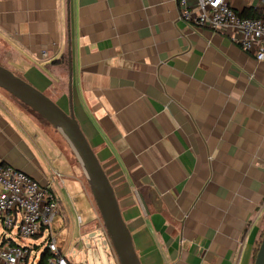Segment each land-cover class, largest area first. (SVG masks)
Instances as JSON below:
<instances>
[{
    "label": "crops",
    "instance_id": "0c3cea01",
    "mask_svg": "<svg viewBox=\"0 0 264 264\" xmlns=\"http://www.w3.org/2000/svg\"><path fill=\"white\" fill-rule=\"evenodd\" d=\"M0 65L73 110L141 264L255 263L264 63L229 32L186 23L176 0H0ZM2 91L1 163L54 193L92 243L81 168Z\"/></svg>",
    "mask_w": 264,
    "mask_h": 264
},
{
    "label": "built area",
    "instance_id": "2783aa9c",
    "mask_svg": "<svg viewBox=\"0 0 264 264\" xmlns=\"http://www.w3.org/2000/svg\"><path fill=\"white\" fill-rule=\"evenodd\" d=\"M176 0L186 23L214 31L229 32L240 48L264 63V17H240L246 8L264 12V0ZM59 177V173L56 172ZM59 199L26 172L0 161V264H27L31 249L16 243L47 235L45 249L51 254L44 264H74L61 251L53 230ZM81 219H79L80 221ZM44 249V250H45Z\"/></svg>",
    "mask_w": 264,
    "mask_h": 264
},
{
    "label": "water",
    "instance_id": "95a60500",
    "mask_svg": "<svg viewBox=\"0 0 264 264\" xmlns=\"http://www.w3.org/2000/svg\"><path fill=\"white\" fill-rule=\"evenodd\" d=\"M71 75L72 72L70 79ZM0 89L32 109L69 140L87 174L96 206L119 264H141L113 186L73 110L66 112L45 93L1 65ZM70 93L72 97V87ZM254 264H264V235Z\"/></svg>",
    "mask_w": 264,
    "mask_h": 264
},
{
    "label": "rangeland",
    "instance_id": "374dc122",
    "mask_svg": "<svg viewBox=\"0 0 264 264\" xmlns=\"http://www.w3.org/2000/svg\"><path fill=\"white\" fill-rule=\"evenodd\" d=\"M7 67L9 70L14 72V69L10 65H7ZM20 106L29 115H31V117L34 118V115L29 113L27 108L23 107L22 105ZM36 121L38 122V120ZM38 123L61 146L63 151L68 154L73 164L81 168L82 170L81 183L83 187H85V189L87 190V193L90 196L92 202H94L95 204L92 188L89 179L87 177V174L69 140L48 122L47 124L40 122ZM95 208L97 210L98 216H92L93 215L92 211L89 210L87 207L85 208L84 211L85 213L89 214V216H83V218L88 217L90 222L94 223L92 224V226L94 225L93 229L96 230L92 232V234H90L89 239H93L95 238V236L97 237L92 240V243L90 240L85 241L84 243L80 241L81 237L84 236L85 234L84 232L81 231L76 216H72V215L65 216L66 217L65 222L63 221L62 217L60 219L59 216L58 217L56 216L54 223L52 225L55 231L54 233L57 239V243L60 245L62 252L65 254L71 253V257L73 259L74 264H116V261L118 262L111 241L107 235L103 220L100 216L97 207ZM96 223H98V226L96 225ZM46 237L47 235L44 234L43 236L38 238H30L26 240H20L18 238L15 239L16 243L20 245H24L30 249L34 245L37 247V249L35 248L31 249L27 264H38L41 255L46 247L45 246ZM96 240L97 242L94 243V241Z\"/></svg>",
    "mask_w": 264,
    "mask_h": 264
},
{
    "label": "trees",
    "instance_id": "16d2710c",
    "mask_svg": "<svg viewBox=\"0 0 264 264\" xmlns=\"http://www.w3.org/2000/svg\"><path fill=\"white\" fill-rule=\"evenodd\" d=\"M240 17H244V18H263L264 17V12L263 10H259L256 8H246L244 9L241 13H239ZM66 58H63V60H65ZM8 94V93H7ZM10 95V94H9ZM11 96V95H10ZM16 102H18L20 105H22L23 107L27 108L28 112L31 113L32 115H34V118L36 120H38V122L40 123H45L47 124V121L44 120L40 115H38L36 112H34L32 109H30L29 107H27L26 105L22 104L20 101H18L16 98H14L13 96H11ZM262 239L259 241V245L257 247V252L259 249V246L261 244ZM51 256V254L45 249L44 252L41 255L40 261L38 262V264H44L47 259Z\"/></svg>",
    "mask_w": 264,
    "mask_h": 264
}]
</instances>
